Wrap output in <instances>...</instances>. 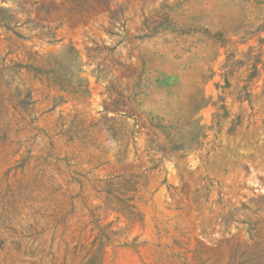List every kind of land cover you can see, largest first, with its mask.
<instances>
[{
    "label": "rangeland",
    "instance_id": "obj_1",
    "mask_svg": "<svg viewBox=\"0 0 264 264\" xmlns=\"http://www.w3.org/2000/svg\"><path fill=\"white\" fill-rule=\"evenodd\" d=\"M0 264H264V0H0Z\"/></svg>",
    "mask_w": 264,
    "mask_h": 264
}]
</instances>
